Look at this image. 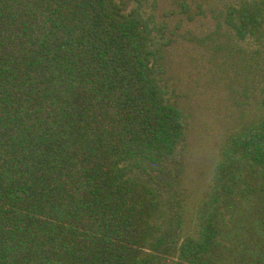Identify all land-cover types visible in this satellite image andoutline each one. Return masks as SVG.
I'll return each instance as SVG.
<instances>
[{
	"label": "trees",
	"instance_id": "obj_1",
	"mask_svg": "<svg viewBox=\"0 0 264 264\" xmlns=\"http://www.w3.org/2000/svg\"><path fill=\"white\" fill-rule=\"evenodd\" d=\"M226 22L260 40L264 0ZM152 35L114 0H0V264H264V118L227 137L186 234Z\"/></svg>",
	"mask_w": 264,
	"mask_h": 264
},
{
	"label": "rangeland",
	"instance_id": "obj_2",
	"mask_svg": "<svg viewBox=\"0 0 264 264\" xmlns=\"http://www.w3.org/2000/svg\"><path fill=\"white\" fill-rule=\"evenodd\" d=\"M124 14L139 8L160 51L159 81L188 128L179 191L185 232L211 184L227 137L264 118V36L241 40L227 11L250 0H114Z\"/></svg>",
	"mask_w": 264,
	"mask_h": 264
}]
</instances>
